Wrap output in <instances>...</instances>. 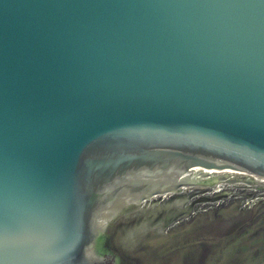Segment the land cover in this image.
<instances>
[{"label":"water","instance_id":"1","mask_svg":"<svg viewBox=\"0 0 264 264\" xmlns=\"http://www.w3.org/2000/svg\"><path fill=\"white\" fill-rule=\"evenodd\" d=\"M220 181L264 185V0H0V264H264L164 232Z\"/></svg>","mask_w":264,"mask_h":264},{"label":"rangeland","instance_id":"2","mask_svg":"<svg viewBox=\"0 0 264 264\" xmlns=\"http://www.w3.org/2000/svg\"><path fill=\"white\" fill-rule=\"evenodd\" d=\"M220 187L206 188L191 194L183 204L206 195L209 199L194 201L191 211L167 224V233L201 214L217 221H231L245 216L244 223L236 229L235 240L242 248H264V185L220 181Z\"/></svg>","mask_w":264,"mask_h":264},{"label":"flooded vegetation","instance_id":"3","mask_svg":"<svg viewBox=\"0 0 264 264\" xmlns=\"http://www.w3.org/2000/svg\"><path fill=\"white\" fill-rule=\"evenodd\" d=\"M100 237L98 236V242H100ZM101 243V242H100ZM100 243H98L99 244V247H100ZM101 252V251H100ZM98 253V252H97ZM102 253V252H101ZM101 253H98L99 255H101L102 256V254ZM105 257H109V258H105ZM104 259H107L105 262H107L109 259L110 260H113V263L112 264H115L116 263V255H114V254H112L111 256L108 254L107 256H104L103 257ZM100 263H103V261H99L98 263H96V264H100Z\"/></svg>","mask_w":264,"mask_h":264},{"label":"bare ground","instance_id":"4","mask_svg":"<svg viewBox=\"0 0 264 264\" xmlns=\"http://www.w3.org/2000/svg\"><path fill=\"white\" fill-rule=\"evenodd\" d=\"M222 185L221 182L216 183L213 187H220Z\"/></svg>","mask_w":264,"mask_h":264}]
</instances>
